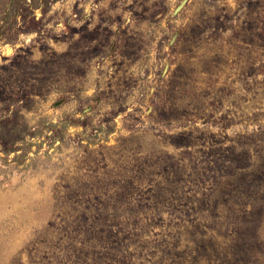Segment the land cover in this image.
I'll return each mask as SVG.
<instances>
[{"label": "rangeland", "instance_id": "obj_1", "mask_svg": "<svg viewBox=\"0 0 264 264\" xmlns=\"http://www.w3.org/2000/svg\"><path fill=\"white\" fill-rule=\"evenodd\" d=\"M0 264H264V0H0Z\"/></svg>", "mask_w": 264, "mask_h": 264}]
</instances>
